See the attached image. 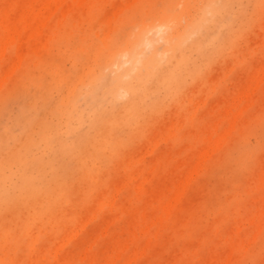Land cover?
<instances>
[{
	"label": "rangeland",
	"instance_id": "obj_1",
	"mask_svg": "<svg viewBox=\"0 0 264 264\" xmlns=\"http://www.w3.org/2000/svg\"><path fill=\"white\" fill-rule=\"evenodd\" d=\"M35 1L0 0V264H264V0H231L172 86L71 120L140 32L162 50L211 0Z\"/></svg>",
	"mask_w": 264,
	"mask_h": 264
},
{
	"label": "bare ground",
	"instance_id": "obj_2",
	"mask_svg": "<svg viewBox=\"0 0 264 264\" xmlns=\"http://www.w3.org/2000/svg\"><path fill=\"white\" fill-rule=\"evenodd\" d=\"M43 1H46V0H43ZM59 2L61 1H58V3ZM48 3L46 4L45 2L46 7H49L47 6ZM230 3H231V0H218V1L211 0L205 9V14L201 18L193 22L191 25L190 24L187 25V27L184 29V32L182 34L180 33L176 34L173 40H172L171 32L174 31L176 23H174L173 20L166 19L165 21L157 25V28L159 29L161 33L159 34L157 33V36L155 38V41H159L161 39L160 41L163 42L164 40L166 42V44L164 45L165 47L162 48V50H156V51L151 52L150 54H146L145 52L150 51V49H153L154 43L147 42V39H146L147 34H148L147 30H145L144 33L140 32V34L137 35L134 41L130 43V46L126 48V52L128 54L127 57L129 58V60H126V58L122 56V54L121 56L123 58L119 57V55L117 54V56H114L113 58H111L110 61L106 62L105 64L106 66L103 69V71L100 72L98 75H95L94 77H92L91 81L88 83L86 87H84L81 90H78L75 94H73L76 96L70 102L71 112L70 111L68 112L70 114L68 120H71L72 118H74L75 116L79 115L82 112L78 110L80 109V107L78 106V103L81 102V100H83L87 111H93L95 113H102L103 111H105V109H107L108 105H113V104L124 102L122 101L123 97H125L124 93H128L129 95L133 97L136 96L139 85L143 83L146 84L147 82L149 83L151 81H155L159 79L157 81L158 84L160 85L162 84L163 86H167V87L172 86V84L176 81V79L181 76L180 72L184 68L183 65L186 62L187 55L185 54V52L189 48L195 51L200 50L203 47V45L207 43L208 37H205V34L203 32H206L209 28H214L215 26H217L218 24L217 22L227 13ZM39 6H41V4ZM44 7L43 9L45 10L46 7L45 8ZM58 7L56 8L54 7L52 9L57 10ZM34 9L35 8L30 9L26 17L24 18V20L28 21V23H31L34 20V17H35ZM50 11L51 10H49L48 12ZM51 12H50L51 15L54 14L53 11ZM40 14H42V11H40ZM50 14L48 13V15ZM178 14L181 15L182 12ZM209 23H211V25ZM41 24L46 25V23H41ZM164 28L166 29L164 30ZM20 30L21 29H19L18 27L12 28L10 26V23L7 24L5 22L4 32H7L8 36H11L12 34L14 35L17 31L19 32ZM38 30L40 31V29ZM35 33L36 31L34 32V34ZM26 38L27 37H25V39ZM191 38H193V40ZM14 39H15V36L13 40ZM6 40L7 42L9 41L8 39ZM189 41H190V44H189ZM146 46H148L149 48L148 50H146ZM18 48L20 47L18 46ZM178 55H179V58L177 60H179V66H183L179 70L180 72H175V71H171L170 73L165 72L163 69L164 63L165 62L169 63L173 58H176V56ZM2 56L4 55L2 54ZM169 58H172V59H169ZM20 61H22V59ZM128 61H130V64H131L130 67H126L129 64V63L127 64ZM114 67H118L119 70H114ZM129 103H130L129 105L130 106L129 111H130L131 108L134 107V104H133V101ZM113 116L114 115L111 114V117Z\"/></svg>",
	"mask_w": 264,
	"mask_h": 264
}]
</instances>
